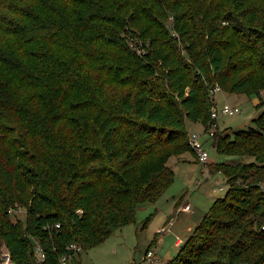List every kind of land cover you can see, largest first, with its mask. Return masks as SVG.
<instances>
[{"label":"trees","instance_id":"trees-1","mask_svg":"<svg viewBox=\"0 0 264 264\" xmlns=\"http://www.w3.org/2000/svg\"><path fill=\"white\" fill-rule=\"evenodd\" d=\"M215 86L264 97V0H0V241L12 262L38 264V242L42 264H59L70 245L90 250L133 223L173 183L169 159L194 155L193 123L239 162L211 166L226 195L166 264H264V112L220 131Z\"/></svg>","mask_w":264,"mask_h":264},{"label":"rangeland","instance_id":"rangeland-1","mask_svg":"<svg viewBox=\"0 0 264 264\" xmlns=\"http://www.w3.org/2000/svg\"><path fill=\"white\" fill-rule=\"evenodd\" d=\"M224 101L240 110V114H219L216 118L218 129L227 130L228 134L254 127L253 120L264 112V97L259 100L263 104L259 109H256L255 98L219 92L215 96L217 110ZM194 133L207 151V163H177L170 158L167 166L173 171L174 180L164 194L153 204L140 205L133 223L123 226L97 247L80 250L79 258L75 253L68 264H142V257L148 250L155 254L153 264H166L175 256L181 248L174 246L175 240L179 238L185 242L202 220L199 217L205 216L214 200L226 195L228 188L223 176L213 172L211 166L239 162L236 157L217 153L200 124H196ZM186 156L189 160L192 158L191 153ZM185 205L190 208L188 212L181 210ZM168 216H172V224H164ZM147 220L148 224L143 228ZM189 229H192L191 232ZM160 237L162 241L156 245ZM2 246L0 241V250Z\"/></svg>","mask_w":264,"mask_h":264},{"label":"built area","instance_id":"built-area-1","mask_svg":"<svg viewBox=\"0 0 264 264\" xmlns=\"http://www.w3.org/2000/svg\"><path fill=\"white\" fill-rule=\"evenodd\" d=\"M222 92L220 90V88L218 86H215L212 90H211V96L215 99V96L217 93ZM224 115V116H233L236 114H240V110L238 107L236 106H231L229 105L227 102H224L221 106V108L219 110L214 109L211 113V118L213 120H216V118L218 117V115ZM213 131L214 128L213 126H211L209 128V130L207 132H205V134L208 137H211L213 135ZM188 142H189V146L194 154V157L196 159V161L201 164V165H205L208 161V154L207 151L204 150L202 144L198 141L197 139V135L194 133H191L188 136ZM222 187V185H221ZM220 187V188H221ZM182 211L184 212H188L190 210L188 205H185L182 209ZM9 213L12 216H20L21 218L24 216L25 213V209L24 208H11L9 210ZM60 225L59 224H55L52 229H59ZM46 229H50L49 226L46 227ZM262 230H264V227H262ZM182 244V241L177 238L175 240V245L176 246H180ZM69 251L71 250L72 253L80 252V247L76 246V245H70L68 247ZM34 254L36 257V262L38 264H42L45 260V254L43 252L42 247L40 246V244L38 242H35L34 245ZM72 255V254H71ZM70 254L69 255H63L60 259H59V264H68L69 260H70ZM155 262V254L153 251L148 250L144 256L142 257V264H153ZM0 264H14L10 258V254L8 253V251L6 250V248L4 247V245L2 246L1 250H0Z\"/></svg>","mask_w":264,"mask_h":264},{"label":"crops","instance_id":"crops-1","mask_svg":"<svg viewBox=\"0 0 264 264\" xmlns=\"http://www.w3.org/2000/svg\"><path fill=\"white\" fill-rule=\"evenodd\" d=\"M223 93V92H222ZM215 100V99H214ZM255 100H257V104L259 103V101H258V99H256L255 98ZM225 102V101H224ZM256 104V105H257ZM255 105V106H256ZM195 127H196V124H191V123H188V126H187V129H188V136L191 134V133H194V131H195ZM195 134V133H194ZM187 153L186 154H184V155H182V156H180L179 158H175V157H173L174 159H175V162H177V163H179V162H184V161H191V162H197L196 161V159H195V157H194V155H192V158L189 160V159H187ZM198 163V162H197ZM199 164V163H198ZM201 165V164H200ZM173 216V215H172ZM172 216H168L167 217V219H166V221L164 222V224H172L173 223V220H172ZM199 219L201 220L202 219V217H199ZM191 230L192 229H189V232H191ZM159 232V231H158ZM157 232V233H158ZM159 239V238H158ZM156 240V245L157 244H159V243H161V241H162V239H161V237H160V239L159 240ZM181 240V239H180ZM182 241V244L180 245V246H176L175 245V243H174V246L175 247H177V248H180L182 245H183V243H184V241L183 240H181ZM176 254V253H175ZM174 254V255H175Z\"/></svg>","mask_w":264,"mask_h":264},{"label":"water","instance_id":"water-1","mask_svg":"<svg viewBox=\"0 0 264 264\" xmlns=\"http://www.w3.org/2000/svg\"><path fill=\"white\" fill-rule=\"evenodd\" d=\"M69 254H70V255L72 254V251H71V250L69 251Z\"/></svg>","mask_w":264,"mask_h":264}]
</instances>
